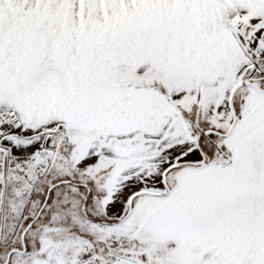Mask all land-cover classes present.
Here are the masks:
<instances>
[{
    "label": "snow or ice",
    "instance_id": "snow-or-ice-1",
    "mask_svg": "<svg viewBox=\"0 0 264 264\" xmlns=\"http://www.w3.org/2000/svg\"><path fill=\"white\" fill-rule=\"evenodd\" d=\"M0 264H264V0H0Z\"/></svg>",
    "mask_w": 264,
    "mask_h": 264
}]
</instances>
